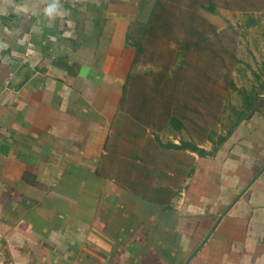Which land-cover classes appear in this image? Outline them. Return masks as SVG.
I'll use <instances>...</instances> for the list:
<instances>
[{
	"label": "crops",
	"instance_id": "1",
	"mask_svg": "<svg viewBox=\"0 0 264 264\" xmlns=\"http://www.w3.org/2000/svg\"><path fill=\"white\" fill-rule=\"evenodd\" d=\"M165 2L0 0V264H264V93L220 132Z\"/></svg>",
	"mask_w": 264,
	"mask_h": 264
},
{
	"label": "rangeland",
	"instance_id": "2",
	"mask_svg": "<svg viewBox=\"0 0 264 264\" xmlns=\"http://www.w3.org/2000/svg\"><path fill=\"white\" fill-rule=\"evenodd\" d=\"M161 10L164 29L147 41L143 60L171 62L184 43L179 54L186 90L194 86L204 94L201 107L216 108L218 130L224 133L242 121L240 113L248 115V104H260L264 93V0H167ZM196 11L212 15L217 31ZM209 122L202 115V124Z\"/></svg>",
	"mask_w": 264,
	"mask_h": 264
},
{
	"label": "trees",
	"instance_id": "3",
	"mask_svg": "<svg viewBox=\"0 0 264 264\" xmlns=\"http://www.w3.org/2000/svg\"><path fill=\"white\" fill-rule=\"evenodd\" d=\"M244 95V97H246V99H248V94L246 95V94H243ZM252 107H253V105H251V104H248V110H250V109H252ZM245 113H240L239 114V116L241 117V119H244V117H245ZM175 121V120H174ZM185 148L187 147V148H190V149H192V150H194V151H196V152H198L200 155H203L204 154V152L203 151H201V150H198L197 148H195V147H193V146H189V145H185L184 146Z\"/></svg>",
	"mask_w": 264,
	"mask_h": 264
},
{
	"label": "clouds",
	"instance_id": "4",
	"mask_svg": "<svg viewBox=\"0 0 264 264\" xmlns=\"http://www.w3.org/2000/svg\"><path fill=\"white\" fill-rule=\"evenodd\" d=\"M46 11H47V13H48L49 15H51V14L55 11V9H54V7H50V8H48Z\"/></svg>",
	"mask_w": 264,
	"mask_h": 264
},
{
	"label": "water",
	"instance_id": "5",
	"mask_svg": "<svg viewBox=\"0 0 264 264\" xmlns=\"http://www.w3.org/2000/svg\"><path fill=\"white\" fill-rule=\"evenodd\" d=\"M250 185H251V184H250ZM248 187H249V186H248ZM248 187H247V188H248ZM247 188H246V189H247ZM239 197H240V196H239Z\"/></svg>",
	"mask_w": 264,
	"mask_h": 264
}]
</instances>
